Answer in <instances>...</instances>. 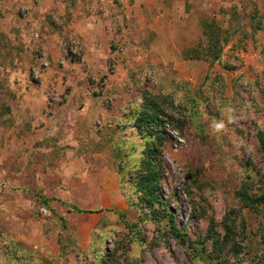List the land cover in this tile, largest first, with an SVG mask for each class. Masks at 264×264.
<instances>
[{"label":"rangeland","instance_id":"1","mask_svg":"<svg viewBox=\"0 0 264 264\" xmlns=\"http://www.w3.org/2000/svg\"><path fill=\"white\" fill-rule=\"evenodd\" d=\"M182 8L195 9L202 25L218 21L230 38L221 60L211 63L202 80L182 81L172 66L149 65L150 56L144 61L137 53L122 52V58L130 61L122 71L109 58L106 69L87 76L88 83H94L89 87L92 96H107L105 107L112 106L108 97H119L121 105L126 101L127 111L112 122L52 118L49 109L58 95L65 99L69 86L49 88V109L36 119L25 116L21 98L17 102L11 94L0 99L11 109L0 117V264L11 263L6 255L14 253L12 243L20 256L14 264H104L102 259L114 257L113 264H217L221 260L211 258L209 232L223 230L221 223L231 211L240 214L236 219L240 254L238 260L227 248L226 263L264 264V217L243 208L237 197L247 181L256 190L264 189V155L258 140L259 131L264 132V26L253 28L259 20L264 24V0H194ZM39 40L33 50L24 41L6 42L11 53H26V60L27 49L32 53L25 82L29 87L27 92L19 90L23 97L29 98L30 90H43ZM204 40L203 32L195 44ZM68 58L82 61L78 53L71 52ZM10 62L6 81L21 66ZM57 70L68 73L64 63H58ZM72 75L81 79L76 70ZM110 75L124 79L125 89L106 87ZM15 81L18 87L22 83ZM146 91L173 100L168 109L173 118L165 124L169 141L162 157V191L177 214L184 241L143 218L147 210L133 205L140 195L132 190L129 177L115 179L108 174L105 182L100 176L105 167L117 173L116 146L132 153L129 145H138L127 116ZM75 127L80 132L69 137ZM68 138L83 142L78 153L90 151L84 161L92 164L88 172L86 164L77 171L69 167L73 157L67 150L72 146ZM109 189L124 194L129 205L124 216L120 210L105 208L113 198ZM74 207L93 212H77Z\"/></svg>","mask_w":264,"mask_h":264},{"label":"crops","instance_id":"2","mask_svg":"<svg viewBox=\"0 0 264 264\" xmlns=\"http://www.w3.org/2000/svg\"><path fill=\"white\" fill-rule=\"evenodd\" d=\"M186 2L192 3L194 0H133L132 3L130 0H0V80L5 81L17 102L21 98L22 111L31 119L46 116L45 111L50 103L49 88L54 86L62 90L69 86L72 88L65 99L58 95L55 106L49 109L53 112L50 115L52 118L78 120L83 117L94 122H112L117 115L127 111L126 101L121 105L117 102L119 97H108L112 106L105 107L107 96H92L89 87L94 83L87 81L88 72L106 69L109 58H113L117 70L122 71L121 67L130 61L126 57L123 59L121 54L137 53L139 58L145 57L144 61L150 56L152 61L147 64H161L166 68L172 66L182 81L198 82L209 72L210 62L186 60L183 57L185 48L194 46L204 29L202 19L195 15V9L186 12L182 8ZM38 38L44 55L43 90H30L29 98L23 97V93L19 95V90L25 92V87H29L25 83L28 80L29 55L37 47ZM3 39L6 40L4 43ZM7 41L15 44L26 42L31 49H27L28 60L24 58L26 53H21L22 56L17 51L11 53ZM117 46L120 50H114ZM71 52L81 54L82 61L75 62L68 58ZM8 54L11 56L5 60ZM10 60L14 65L21 66L9 74L6 81L5 72L12 68ZM20 60L22 63H19ZM58 63H64L67 74L57 70ZM75 70L80 81L72 75ZM15 80L22 81L19 87ZM106 84V87L125 89L127 82L110 75ZM77 131L80 132L79 127L73 128L69 137ZM67 140L72 145L67 148L72 154L69 156L73 157L69 167L77 171L86 164L88 172L92 164L84 161L90 151L78 153L83 142L80 139ZM108 174L115 179L120 176L118 172H111L105 167L100 174L103 181H108ZM107 192L111 196V203L105 208H115L117 211L129 208L119 189H109Z\"/></svg>","mask_w":264,"mask_h":264},{"label":"trees","instance_id":"3","mask_svg":"<svg viewBox=\"0 0 264 264\" xmlns=\"http://www.w3.org/2000/svg\"><path fill=\"white\" fill-rule=\"evenodd\" d=\"M263 26L264 24L259 20L254 23L253 28L259 30L263 29ZM203 28L205 40L185 48L183 57L186 60L219 62L222 58L224 46L230 41V38L216 20L204 21ZM182 84L180 83V85ZM143 93L141 101L138 103L136 101L135 107L127 116L131 129L138 138V145L136 143L129 145L128 148H133L132 153H129V150L124 151V147H115L113 152L119 159V161H116V170L120 178L129 177L131 179L132 190L140 195L138 203L134 202L133 205L140 206L142 211L147 210L146 213L142 214L143 218L152 220L158 225L159 229L164 228L167 234L178 239L181 238L184 241L185 233L183 234L180 228L177 214L166 203L162 191V179L165 172L162 157L169 141L165 124H168L173 118L168 112L173 100L148 91ZM11 94L13 93L9 91L5 81L0 80V99L9 97ZM8 112H11L10 107L5 105V102L0 101V117L2 118ZM194 116L195 114L192 115V117ZM258 140L260 151L264 155V132L262 130L259 131ZM237 197L243 208H248L257 215L264 217V189L256 190L247 181L238 189ZM45 204L47 203L45 202ZM74 210L77 212H93L78 207H74ZM118 213L121 216L125 215L124 210H120ZM238 217H240V214L231 211L221 223L223 230L210 229L208 237L209 242L212 244L210 254L212 259L221 260V263L217 262V264H227L224 255L227 248L235 251V258L239 260L237 254H240V249L238 248L239 244L236 242L238 236L236 219ZM12 244L10 245L11 253H14L6 255L9 262H11L9 264H14L13 261L20 258L16 245ZM222 253L223 257H221ZM115 261L116 257L104 261L102 259L101 263L113 264L112 262Z\"/></svg>","mask_w":264,"mask_h":264},{"label":"built area","instance_id":"4","mask_svg":"<svg viewBox=\"0 0 264 264\" xmlns=\"http://www.w3.org/2000/svg\"><path fill=\"white\" fill-rule=\"evenodd\" d=\"M44 213H47V209L43 208Z\"/></svg>","mask_w":264,"mask_h":264}]
</instances>
